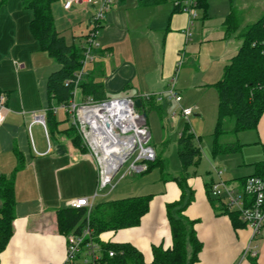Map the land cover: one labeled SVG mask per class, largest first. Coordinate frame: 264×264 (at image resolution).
<instances>
[{"label":"crops","instance_id":"obj_1","mask_svg":"<svg viewBox=\"0 0 264 264\" xmlns=\"http://www.w3.org/2000/svg\"><path fill=\"white\" fill-rule=\"evenodd\" d=\"M178 1L184 5L189 0H168L154 6H141L137 0H115L83 80L96 70L95 80L104 84L109 97L137 99L162 94L175 76L182 56L176 83L183 96L182 104L187 107L186 97L193 93L199 95V100L207 87H214L220 80L227 62L238 53L243 42L241 32L264 15V0H208L207 12L190 0L196 3L197 14L192 23L190 14L176 7ZM23 2L6 0L0 6V92L6 96L0 122V178L14 180L16 199L14 232L0 255V264H63L70 234L59 231L57 212L68 207L70 200L89 198L96 204L151 194L149 212L139 226L102 234L106 242L133 244L149 263L153 260L154 245L172 244L167 204L180 199L181 188L175 180H164L160 172L163 186L156 193H145L146 183L138 185L140 180L131 182L128 190L119 193L120 197L113 194L118 193L121 182L113 189L99 192L98 165L89 152L73 142L69 134L73 121L64 108H57L56 124L47 125V132L41 124L31 125V113L49 107L47 82L61 65L41 49L31 34L34 13ZM66 2L55 0L52 4L57 30L68 45L83 47L99 1L89 6L73 4L69 9ZM233 10L237 30L227 33L225 21ZM85 98L79 87L75 101ZM152 99L155 103L151 110L162 116H170L179 108L174 100ZM193 102L200 105V101ZM218 104L219 97L213 101L216 111ZM59 109L65 110L67 119L59 114ZM198 110L205 112L202 105ZM252 131L255 141L237 142L236 151L255 149L251 150L249 161H243L238 169L246 166L248 173L230 177V155L236 152L214 155L213 148L211 158L207 156L211 169L206 177L197 171L202 159L189 170L188 185L194 191V199L184 214L195 221L197 236L203 243L195 264H264V226L253 238L251 228L246 223L235 226L231 216L218 209L224 201L220 200L219 205L208 192V184L216 179L215 167L224 169V178L237 187L255 172L253 163L264 160V113ZM248 246L255 248L257 254L246 253Z\"/></svg>","mask_w":264,"mask_h":264},{"label":"trees","instance_id":"obj_2","mask_svg":"<svg viewBox=\"0 0 264 264\" xmlns=\"http://www.w3.org/2000/svg\"><path fill=\"white\" fill-rule=\"evenodd\" d=\"M6 0H0V6ZM55 0H24L23 5L31 9L34 18L30 22V31L42 50L47 51L61 68L54 72L47 82L49 107L47 108V125L56 124V108L68 105L74 99L76 73L82 67L85 47L68 45L58 32L52 4ZM141 6H154L168 2V0H137ZM197 7L207 12L208 0H195ZM233 1V0H232ZM183 10V5L176 6ZM234 10L225 21L226 31L237 30V22H233ZM243 39L238 53L225 66L222 77L214 84L218 91L219 123L215 133L213 154L233 153L238 144L220 143L219 135L223 130L222 119H235L233 132L256 129L264 113V15L255 23L248 25L240 34ZM256 43V45H254ZM96 70L91 77L82 80L79 87L84 97L96 100L107 98L102 82L96 81ZM1 94V92H0ZM141 98L145 113L150 110L155 100ZM70 114L68 113V117ZM148 122V120H147ZM73 142L83 151L87 148L83 144L82 136L73 125L69 131ZM177 153L182 169L178 176L166 173L163 161L158 157L150 162L146 172L160 165L163 179L175 180L181 188V197L175 202L167 204V215L171 226L172 244L153 246V260L146 262L143 254L129 242H106L102 234L110 231L139 226L143 217L149 212L153 195L134 196L128 198L103 201L87 208L65 207L57 212L59 231L64 235L80 233L89 224L93 229L97 241L103 247L102 258L98 264H195L199 260L203 243L197 236L195 221L185 216L184 212L194 199V191L188 185L190 168L198 166L202 159V149L189 125H186L178 140ZM255 172L252 175L264 179V160L253 163ZM247 178V177H246ZM245 178V179H246ZM212 183L208 184V192ZM0 255L7 247L13 236V221L15 219L16 199L14 180L2 176L0 178ZM223 203L218 209L228 213L235 226L245 223L240 219V213L230 211ZM114 251L110 256L109 251ZM73 264H87L81 260Z\"/></svg>","mask_w":264,"mask_h":264},{"label":"built area","instance_id":"obj_3","mask_svg":"<svg viewBox=\"0 0 264 264\" xmlns=\"http://www.w3.org/2000/svg\"><path fill=\"white\" fill-rule=\"evenodd\" d=\"M99 1V7L92 16V28L86 38L84 58L82 67L76 73L74 99L68 105H62L71 116L73 125L78 129L83 139V144L93 157H95L99 169V188H106L113 182L111 174L114 169L122 164V167L129 163L127 170L121 177L127 173H145L150 162L157 158L156 151L151 145V129L147 122V117L143 116L135 105V98L131 96L107 97L96 100L93 97H87L82 102H76V91L85 75L86 65L93 60V51L99 47V32L103 27L108 11L112 8L115 0H67L66 9L73 4L93 5ZM177 6L183 5L177 2ZM194 1H186L183 5L194 19L197 14ZM264 44V41H263ZM256 45V43H254ZM183 64L181 56L177 63V72L170 81L169 87L164 93L148 94L145 98L163 97L168 100H174L178 104V110L172 113V118L177 119L181 115L186 120L193 114L190 106L182 104L183 96L176 88L178 70ZM6 96L0 94V122L5 111ZM57 108L55 109V111ZM32 115V124H41L47 132V109L34 111ZM123 154V160L110 173L107 170V163L104 156L113 154L114 151ZM121 167V168H122ZM120 171V170H119ZM216 179L212 182L210 193L224 201L225 206L230 210H236L240 213V219L246 223L252 230V237L260 234L264 226V179L260 176H248L242 185L232 186L224 178L225 170L214 168ZM113 187V186H112ZM71 208H87L88 211L93 208L94 203L89 198H79L70 200L67 203ZM257 254V250L247 247L246 253ZM103 247L97 241L93 229L87 224L80 233H71L67 240V255L63 264H73L81 260L87 264H98L102 258ZM109 255L113 256L114 251L110 250Z\"/></svg>","mask_w":264,"mask_h":264},{"label":"rangeland","instance_id":"obj_4","mask_svg":"<svg viewBox=\"0 0 264 264\" xmlns=\"http://www.w3.org/2000/svg\"><path fill=\"white\" fill-rule=\"evenodd\" d=\"M229 63V62H227ZM225 68V67H224ZM210 88V89H209ZM180 88H177V90ZM206 91L201 98L198 100L199 95L197 93H193L189 97H186L188 102L187 105L193 109L192 116L189 117V120H186L181 115H178L177 121L173 122L172 112L170 116H162L160 113H157L156 110H149L146 107L145 113L147 114L148 125L151 129V145L154 147L157 157L163 161V166L165 168L166 173H169L170 176H178L182 169L181 161L179 159L177 149H178V140L180 135L186 125H189L194 132L198 144L200 145L203 155L202 162L199 168L197 169L198 174L200 176L206 177L207 172L211 169L210 163L208 161L207 156L212 155L213 141L215 138V133L217 131L218 123H219V113L215 110L213 106V101L218 100V91L215 87H207ZM196 101H200V105H202V110H204V114H202L198 109L196 104H193ZM79 102V101H78ZM218 109V106H217ZM178 110V109H177ZM170 113V112H169ZM59 114L63 117L67 115L65 110L59 109ZM235 125V119L232 117H225L222 119V128L223 130L219 135V139L221 141H230L224 143H252L255 141V134L252 130H244L239 132H233V128ZM220 142V141H219ZM221 143V142H220ZM252 146V145H251ZM249 146V147H251ZM248 148V147H247ZM251 150L255 149H245L244 151L236 152L231 154L230 156L233 159L231 164H228L230 177H233V174H246L250 171V169L238 170L242 167L243 161H249L250 155L252 154ZM94 162L97 163L95 157ZM129 163L125 164L120 171L116 174L113 182L109 184L106 188L100 186V191L113 189L117 184L120 183L117 189L118 193H114L113 197H120L119 193H124V191L128 190L133 181H142L145 184V193L159 192L163 186V182L159 180L161 167L160 165L155 166L150 173H127L125 177H121L122 174L127 170ZM113 186V187H112ZM121 193V195H122ZM220 205V199H217Z\"/></svg>","mask_w":264,"mask_h":264},{"label":"bare ground","instance_id":"obj_5","mask_svg":"<svg viewBox=\"0 0 264 264\" xmlns=\"http://www.w3.org/2000/svg\"><path fill=\"white\" fill-rule=\"evenodd\" d=\"M123 157V154L117 151H114L113 154H107L104 156V160L107 163V170H109L108 173H110L111 170H113L123 160Z\"/></svg>","mask_w":264,"mask_h":264},{"label":"water","instance_id":"obj_6","mask_svg":"<svg viewBox=\"0 0 264 264\" xmlns=\"http://www.w3.org/2000/svg\"><path fill=\"white\" fill-rule=\"evenodd\" d=\"M135 105H136L137 108H141V107H142V100H141V98H137V99L135 100ZM143 116H144V117H147V114H146V113H143ZM121 167H122V164H119V165L114 169V171H113L112 174H111V179H113V178L116 176V174L119 172V170L121 169Z\"/></svg>","mask_w":264,"mask_h":264}]
</instances>
